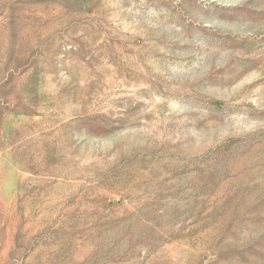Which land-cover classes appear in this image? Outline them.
<instances>
[{
    "label": "rangeland",
    "instance_id": "374dc122",
    "mask_svg": "<svg viewBox=\"0 0 264 264\" xmlns=\"http://www.w3.org/2000/svg\"><path fill=\"white\" fill-rule=\"evenodd\" d=\"M0 264H264V0H0Z\"/></svg>",
    "mask_w": 264,
    "mask_h": 264
}]
</instances>
